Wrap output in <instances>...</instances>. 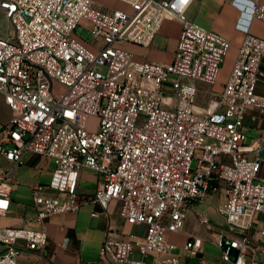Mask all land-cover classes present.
<instances>
[{"label": "built area", "instance_id": "2783aa9c", "mask_svg": "<svg viewBox=\"0 0 264 264\" xmlns=\"http://www.w3.org/2000/svg\"><path fill=\"white\" fill-rule=\"evenodd\" d=\"M116 1L125 8L0 0L12 27L0 37V103L7 108L0 115V216L11 208L4 184L29 156L54 165L47 184L31 186L36 227L0 228V264H19L21 244L45 252L47 220L86 202L103 213L119 202L127 224L146 227L134 243L130 235L113 237L110 226L100 247L107 264H149L154 255L180 264L182 252L196 264H264V39L244 26L223 89L204 106L195 82H217L229 41L187 18L193 0ZM247 10L264 21V5ZM167 20L182 25L171 63L141 61L125 48L151 47ZM80 25L92 35L90 46L75 33ZM260 118V136L248 142L244 129ZM85 169L99 176L91 196L79 193ZM211 192L222 194L225 225L213 242L220 256L207 261L201 237L178 247L168 235L183 232L193 205ZM196 218L210 224L206 214Z\"/></svg>", "mask_w": 264, "mask_h": 264}, {"label": "crops", "instance_id": "0c3cea01", "mask_svg": "<svg viewBox=\"0 0 264 264\" xmlns=\"http://www.w3.org/2000/svg\"><path fill=\"white\" fill-rule=\"evenodd\" d=\"M96 2L102 7L125 8L123 4L116 0H96ZM237 2L243 6L240 7ZM250 4H255L256 6L264 5V0H193L186 12V16L191 22L219 34L230 43V50L221 68L217 82L214 85L203 84L204 86L199 89L198 102L204 106H207L216 95L221 93L245 36L244 26L248 27L250 34L264 39V21L256 16L248 17L249 12L247 9H249ZM243 12H245V15L241 22ZM181 30L182 25L179 21L167 20L163 23L151 47L143 48L129 44L134 50L129 51L141 61L162 64L171 63ZM261 123L262 118L252 127H246L249 129V134H247L249 138L253 137L256 139L260 136L258 127ZM263 154L264 147L260 149V157L263 160L261 175L264 177ZM27 159L26 166L16 170L15 178L8 179L12 183V186L8 188L11 193V208L8 214L0 216V228L27 225L35 217L33 207L30 210L31 216H28L26 212L20 214L19 209L14 205L15 200L12 198L13 186H24L31 191L32 185L40 183L39 176L44 172L47 159L39 156H29ZM50 168L52 170L54 168L52 163H50ZM33 177L37 179L33 180ZM98 179L99 176L96 172L89 169L83 170L80 174V195L91 196L95 192ZM213 193H217L220 200L216 206L210 205ZM58 196L63 200L62 195ZM222 203L223 197L220 192H211L207 198L196 202L189 212L183 232L169 234V242L182 247L190 236L201 237L204 241L202 255L207 261L218 259L220 252L213 243L218 237L214 238L212 236L211 228L218 235L219 230L225 225L224 218L218 212V208ZM93 212H102V209L92 202H86L76 212L51 216L44 225L49 239L46 251L40 254L33 253L26 250L24 244H21L18 263L107 264V260L100 257V247L110 226L112 227L113 237L124 236L127 239L130 235L131 238L129 239L134 243L139 242L146 232L145 226L126 223L121 215V204L119 202L111 203L108 210L105 213L102 212L103 214L99 217L93 216ZM201 213L206 214L210 219V224L206 228L197 222L196 215ZM258 225L260 227L264 226V218L258 216ZM134 256L136 257L137 255L135 254ZM164 259V255H154L149 257L148 262L149 264H164ZM196 263L197 258L186 252L181 253L180 264Z\"/></svg>", "mask_w": 264, "mask_h": 264}, {"label": "rangeland", "instance_id": "374dc122", "mask_svg": "<svg viewBox=\"0 0 264 264\" xmlns=\"http://www.w3.org/2000/svg\"><path fill=\"white\" fill-rule=\"evenodd\" d=\"M9 28H12L9 20L3 14L0 13V37H5L9 31ZM75 33L80 39L84 40L87 43V45L90 46L92 44V35L89 32V30L85 28V26H83V25L78 26ZM125 48L128 50L134 51L133 48H131L129 44H126ZM195 84L197 85V87L199 89H201V86H204L202 83L195 82ZM6 110H7V108L4 107L0 103V115H2L3 112H5ZM94 125H95V120L89 123V126L91 128H94ZM244 131L247 134H249L248 128H245ZM253 139H254L253 137L248 138V142H252ZM263 156H264V154H263ZM49 162L50 161L47 160L46 166L44 168V172H43V174H41L39 176V181L42 184H47L51 180L52 169L50 168ZM30 176H31V174H30ZM37 178H38V176H37ZM37 178L33 177L32 179L35 180ZM11 186H12V183L10 180L6 181L4 184V187H6V188H9ZM30 195H31V191L27 187L17 186V185L13 186L12 198H13V200H15L14 205H16L17 208L19 209L20 214L26 212L28 216L32 215L30 210H31V207H33V206L31 205ZM219 202H220V200L218 198L217 193H213L212 199H210V205L216 206ZM210 205H208V206H210ZM187 220H188V218H187ZM187 220H186V222H187ZM186 222H185V224H186ZM28 225L31 227L34 226L30 222L28 223ZM211 233H212V236L214 238L218 237V235L216 234V232L213 231L212 228H211Z\"/></svg>", "mask_w": 264, "mask_h": 264}]
</instances>
